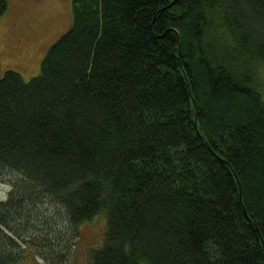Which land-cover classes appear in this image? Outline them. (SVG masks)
I'll return each instance as SVG.
<instances>
[{
  "label": "trees",
  "instance_id": "1",
  "mask_svg": "<svg viewBox=\"0 0 264 264\" xmlns=\"http://www.w3.org/2000/svg\"><path fill=\"white\" fill-rule=\"evenodd\" d=\"M263 69L264 0H72L0 77V264H68L100 213L90 264H264Z\"/></svg>",
  "mask_w": 264,
  "mask_h": 264
},
{
  "label": "rangeland",
  "instance_id": "2",
  "mask_svg": "<svg viewBox=\"0 0 264 264\" xmlns=\"http://www.w3.org/2000/svg\"><path fill=\"white\" fill-rule=\"evenodd\" d=\"M9 10L0 17V77L6 70L20 72L26 80L39 74L49 48L72 22V0H9ZM264 81V69L262 70ZM9 183L0 181V200L10 192ZM107 216L100 213L69 233L72 247L68 264H90L94 249L104 243ZM35 246L21 264H46Z\"/></svg>",
  "mask_w": 264,
  "mask_h": 264
}]
</instances>
